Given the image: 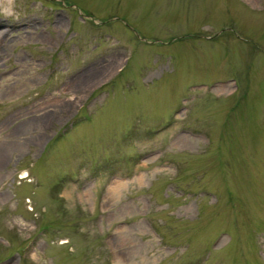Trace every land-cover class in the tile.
I'll return each instance as SVG.
<instances>
[{"label": "rangeland", "instance_id": "rangeland-1", "mask_svg": "<svg viewBox=\"0 0 264 264\" xmlns=\"http://www.w3.org/2000/svg\"><path fill=\"white\" fill-rule=\"evenodd\" d=\"M0 155V264H264V0H0Z\"/></svg>", "mask_w": 264, "mask_h": 264}, {"label": "bare ground", "instance_id": "bare-ground-1", "mask_svg": "<svg viewBox=\"0 0 264 264\" xmlns=\"http://www.w3.org/2000/svg\"><path fill=\"white\" fill-rule=\"evenodd\" d=\"M0 157H1V155H0ZM27 175H28V174H25V173H24L21 177H26Z\"/></svg>", "mask_w": 264, "mask_h": 264}]
</instances>
